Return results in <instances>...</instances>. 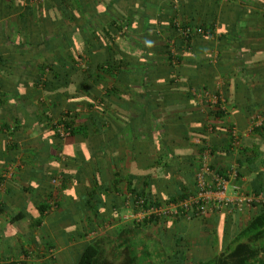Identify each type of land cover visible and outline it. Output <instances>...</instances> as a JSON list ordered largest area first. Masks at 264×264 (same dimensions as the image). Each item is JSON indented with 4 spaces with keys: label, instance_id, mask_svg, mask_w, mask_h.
<instances>
[{
    "label": "crops",
    "instance_id": "0c3cea01",
    "mask_svg": "<svg viewBox=\"0 0 264 264\" xmlns=\"http://www.w3.org/2000/svg\"><path fill=\"white\" fill-rule=\"evenodd\" d=\"M173 6L182 22L213 23L218 33L196 35L190 50L176 49L184 60L176 83L167 84L174 76L163 73L152 77L163 89L150 88L149 79L147 89L131 82L133 73L124 85L117 73L104 72L95 98L77 103L61 95L57 108L51 93L36 86V80L53 79L39 64L68 49L58 37L63 33L94 37L95 47L78 41L85 52L82 67L89 60L94 66L106 62L109 47L116 58L122 51L136 65L149 61L146 53L163 58L161 50L174 35ZM122 16L131 19V29L118 37L111 22ZM146 24L156 27L148 33L159 35L146 34ZM156 62L165 66L164 59ZM196 87L223 93L221 118L191 96ZM108 93L110 102L103 103ZM151 96L158 102L152 109ZM61 110L73 113L88 133L56 136L48 118ZM255 113L263 115L261 128L242 134L241 145L232 149L229 127L244 131ZM191 159L197 163L189 167L185 162ZM203 162L228 178V195L235 188L264 195V0H0V258L77 264L89 243L108 239L121 248L137 242L138 255L148 257L143 264H162V238L173 245L181 231L168 227L166 238L162 222L158 235L148 232L151 222L136 230L142 222L135 217L133 191L168 200ZM57 175L63 180L54 185ZM261 202L264 197H256L254 204L185 221L187 231L194 222L199 226L183 241L190 244L182 250L187 264L226 255L249 241L247 227ZM263 259L259 250L249 264Z\"/></svg>",
    "mask_w": 264,
    "mask_h": 264
},
{
    "label": "trees",
    "instance_id": "16d2710c",
    "mask_svg": "<svg viewBox=\"0 0 264 264\" xmlns=\"http://www.w3.org/2000/svg\"><path fill=\"white\" fill-rule=\"evenodd\" d=\"M176 9L173 6V12L171 17H169L170 25L173 27L174 35L172 38H169L166 40L164 44V48L161 50V53L163 51L164 57H160V55H149L145 54V60H149L146 62V64L140 65V64H134L130 60H128L123 54L124 52H120L121 57L116 58V52L115 50H111L112 47H109L108 49V58L107 61L104 63H99L96 66L92 65L91 61H87V65L85 64L83 67L81 62H84V60H80L83 57V54L85 53L84 50L81 48V45L78 43V41H84L89 42L92 44V46L95 47V42L93 40V36L91 33L88 32H81L80 33H63L59 35L63 41H66L68 44V49L65 50L62 53L56 54L53 61L46 60L45 62H42L39 64V68L47 72L48 74L52 75L53 79L48 78H41L39 80L35 81V84L40 90L43 91L44 94L47 93V95H50V98H53V105L57 108L58 105L61 104V95H66L67 99H70V101H75L79 103V101H83V97L91 95L92 98H95L99 94V83L105 82V75L102 73L107 72L108 74L112 73L113 75L115 73L118 74V79L121 82V84H127V74L133 73L131 75V82L135 85L141 84L146 86L147 89H149V86H147V80L149 79L151 83V87L153 88V84L155 85V80H152L153 76L162 75L163 73H171L174 77L171 78L170 81L167 82V84L176 83L179 79V76L183 73V69H181L182 63H183V57L181 54L177 52L176 49L183 47L185 51L190 50L192 48V42L196 38L194 35H190L188 37H185L183 34L180 33L179 28L176 26L174 19L177 17V13L175 11ZM131 19L128 17L124 18L117 17L113 19L111 24H113L115 30V35L120 36H126V33H128L129 29H131ZM184 24H190V21L183 22ZM153 25V24H152ZM150 24H146V32L148 28H156L155 26H152ZM191 25V24H190ZM197 26H203L207 27L210 30V35L214 34L213 23H205L200 22L197 23ZM164 27V25H162ZM78 29V28H77ZM79 31V30H78ZM114 34L109 33L110 36H114ZM146 34L151 35L152 37L159 35V32H147ZM78 35V36H77ZM209 35V36H210ZM223 35V34H222ZM222 35H218L219 37H222ZM172 42V43H171ZM172 47L174 48V51L172 50ZM87 53H89L90 57L93 53V48H90L85 50ZM87 56V55H86ZM85 58V57H84ZM158 59H164L165 60V66L158 65L156 60ZM191 59V58H190ZM191 61V60H190ZM150 62V63H149ZM201 63V62H200ZM127 67H130V71H127ZM159 69V70H158ZM141 78V82H140ZM130 81V80H129ZM140 82V83H139ZM158 89H163L161 87L162 84H156L155 87H158ZM61 89V90H60ZM195 89V88H194ZM198 90H201L203 88H197ZM208 90V87H204V90ZM216 92V91H215ZM192 94V95H191ZM187 94L186 98H190V95L193 96L195 100H197V97L194 93ZM109 97V98H108ZM108 97L106 98L103 96L102 101L110 102V93H108ZM185 98V96H184ZM155 97L151 96V109L158 105V102L156 104L153 103L155 101ZM74 103V102H73ZM210 112H212L216 117H220L224 115L225 111H222L220 109L212 110L210 108ZM55 115H52L54 117H49V129L53 130V133L58 136L60 139H63L59 136V134L55 131V121L64 122L67 126L70 127V135L78 134V133H88L87 126H78L76 124L75 116L70 111H57L54 113ZM51 124V125H50ZM51 127V128H50ZM206 127V126H204ZM261 126L254 127L253 131L260 129ZM161 135V134H160ZM197 163L195 160H188L185 162L187 166H191ZM197 165V164H196ZM199 168V167H197ZM191 176H186L185 180L188 179V183L183 180V182L180 184L183 185L182 190L177 192H170V196L168 200H162L160 201L156 195L147 192L145 189L133 191L137 192L138 196L146 197L148 201L155 204H163V203H170V202H177L180 200H185L189 198L190 196H193L196 194V186H195V173L194 169L190 170ZM219 173V171H217ZM221 174V173H219ZM61 179L63 180V176H61ZM189 181L193 182L194 190L193 192L188 188ZM260 193V192H259ZM154 201V202H153ZM134 204V200H133ZM254 204V203H253ZM256 204V203H255ZM258 205V213L252 220L251 224L247 227V233L249 235V241H243L237 243L234 250L229 252L228 254L224 255V253H220V255L214 256L213 258L203 261V260H196L193 264H249L253 263L255 256H257L258 251L262 250L264 254V202L257 203ZM196 208H193V211L191 212L190 218H186L185 216H179L178 218H167V217H158L156 215H152L150 218H145L144 220L140 221L142 223H139V225L135 226L136 230L141 231L142 225H146L147 222H151L154 224H157L161 222L162 220H169L172 222H175L176 225L179 227V230L181 231L180 236L174 235L175 240L173 242V245L170 247V249L164 247V244L166 242H163V248L162 252L165 253L167 259L163 261L164 264H187L185 254L182 253V250H184L186 245L189 247V242L187 244H184V240L186 241L190 238V234H187L186 232V225L184 224L185 221L189 220H195L197 218H203L204 216H198L195 211ZM175 225V226H176ZM177 227V228H178ZM186 230V231H185ZM186 234V235H184ZM123 234H126L123 232ZM261 238V239H260ZM130 244V243H129ZM132 244L121 248V244H116L110 242V240H103L100 241H94L92 243H89L84 250L82 251V254L80 255L78 259L77 264H143L142 260H148V257H140L137 253V246L134 247ZM169 250V251H168ZM4 259V258H3ZM26 261H24V264ZM8 264H18V261L12 259ZM261 264H264V259Z\"/></svg>",
    "mask_w": 264,
    "mask_h": 264
},
{
    "label": "built area",
    "instance_id": "2783aa9c",
    "mask_svg": "<svg viewBox=\"0 0 264 264\" xmlns=\"http://www.w3.org/2000/svg\"><path fill=\"white\" fill-rule=\"evenodd\" d=\"M174 22L179 28L180 33L185 37L190 35H194V37L196 35H210L209 28L197 25L194 26L192 24H184L179 16L174 19ZM215 29L216 28H213L214 35L217 36L216 34L218 33L215 32ZM172 50L174 51L173 47ZM194 94L196 95L199 103L204 104L203 102L206 101L209 108L212 110L220 109L222 111H226L227 102L221 91L211 92L209 90H194ZM262 116V113H255L251 117V121L244 131L240 130L236 125L229 127L230 147L232 149H236L241 145L242 134L253 131L254 127L262 123ZM54 125L56 127L55 131L60 137L65 138L70 135V127L67 126L63 121H55ZM210 129L212 128L210 127ZM207 152H211L210 148H207ZM235 173V170L231 172V174ZM194 178L197 190L196 194L185 200L155 204L148 201L146 197L138 196L137 194L132 195V197H134V207L138 210V215L135 216L136 219L138 221H142L145 218H150L152 215L167 218H178L179 216L190 218L193 208H196V214L202 217L208 215L216 209L221 210L224 208H241L244 203L252 204L254 201H256V197H259L260 200L264 197L263 194L255 196V194L239 192L238 188H235L236 190L233 194L228 195V178L214 171L206 162H203L196 170ZM51 181L54 185L60 184L61 175L52 177ZM10 261L11 259L8 258H0V264H8ZM16 261H18V264H24L26 258L24 257Z\"/></svg>",
    "mask_w": 264,
    "mask_h": 264
},
{
    "label": "rangeland",
    "instance_id": "374dc122",
    "mask_svg": "<svg viewBox=\"0 0 264 264\" xmlns=\"http://www.w3.org/2000/svg\"><path fill=\"white\" fill-rule=\"evenodd\" d=\"M230 187V186H229ZM230 190V189H229ZM205 217V216H204ZM197 219H199V218H197ZM190 221V220H189ZM197 221V220H196ZM162 222V226H161V228L162 229H164V230H166V232L163 234V236H165L166 238L168 237V236H171V230H168V227H170V228H172V229H174L175 231H178L179 230V227L176 225V221L175 222H172V221H169L168 219L167 220H162L161 221ZM171 223H175V224H173V226L171 225ZM195 223V222H194ZM193 223V225H188L189 226V228H188V231H190V232H194V230H196V228H198L199 226H195V224ZM160 224H151L150 225V228H149V230H148V232H151L152 233V236L153 235H158L159 234V226ZM176 225V226H175ZM178 227V228H177ZM162 241L163 242H166L165 244H164V247H166V248H168V249H170V247L172 246V241L169 239V238H167V240H165V239H163L162 238ZM133 242V241H132ZM133 245H134V243H133ZM135 246H137V242H135ZM162 248H163V246H162ZM152 259H155L156 260V258H153V257H151L150 258V260H152ZM167 259V257H166V255H165V253H163L162 252V264H164L163 263V261L164 260H166ZM143 263V262H142Z\"/></svg>",
    "mask_w": 264,
    "mask_h": 264
}]
</instances>
